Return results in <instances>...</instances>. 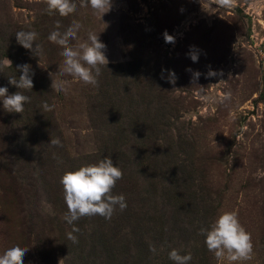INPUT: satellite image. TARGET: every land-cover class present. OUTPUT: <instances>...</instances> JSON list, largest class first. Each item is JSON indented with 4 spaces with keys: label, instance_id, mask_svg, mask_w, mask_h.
<instances>
[{
    "label": "rangeland",
    "instance_id": "1",
    "mask_svg": "<svg viewBox=\"0 0 264 264\" xmlns=\"http://www.w3.org/2000/svg\"><path fill=\"white\" fill-rule=\"evenodd\" d=\"M72 2L76 11L61 17L48 13L46 0H0V83L8 80L9 95L30 97L21 114L0 101V255L20 246L28 249L24 264H175L169 252L176 249L191 253L190 264H229L207 249L200 229L234 211L251 234L253 256L232 264H264V0H234L227 8L217 0H111L106 13ZM73 21L81 25L73 48L88 42L89 32L106 45L98 86L59 75L62 48L48 36ZM22 30L38 33L40 56L17 43ZM165 32L174 43L165 42ZM24 64L32 90L9 84ZM42 77L41 95L54 105L44 134L45 99L34 93ZM56 138L62 147L50 143ZM110 138L122 139L112 153ZM86 157L93 164L111 158L123 172L112 194L129 205L125 216L116 209L110 219L117 228L99 215L71 225L64 219L56 164L67 167L57 162L68 158L79 167ZM24 178L30 187L13 184ZM74 228L76 243L67 238Z\"/></svg>",
    "mask_w": 264,
    "mask_h": 264
},
{
    "label": "clouds",
    "instance_id": "2",
    "mask_svg": "<svg viewBox=\"0 0 264 264\" xmlns=\"http://www.w3.org/2000/svg\"><path fill=\"white\" fill-rule=\"evenodd\" d=\"M234 0H217L218 6L231 7ZM47 11L49 14L58 13L61 17H67L76 11L77 5L72 0H46ZM85 6H90L94 12L106 13L111 8V0H86ZM107 10V11H105ZM56 29L61 27L56 23ZM81 25L73 21L63 33L56 30L49 34L48 40L62 48L60 55L64 58V70L59 75L69 74L85 84L98 86V77L101 74V66L108 64L105 55L106 45L99 39V35L89 32L88 42L81 43L78 48H73L70 40L77 37ZM17 43L24 49L40 56L42 52L41 45L36 43L38 33L35 31H18L15 33ZM166 43H174L175 38L164 33ZM35 45V47H34ZM190 59L193 62L198 61L195 52L190 51ZM22 75L17 78H9V84L18 89L32 90L33 79L31 66L28 64L18 66ZM191 71V69H189ZM52 75L51 79H52ZM174 76V73L172 74ZM194 77H199L200 73H193ZM209 76H215L216 73L210 71ZM53 81V79H52ZM174 83V80L172 81ZM63 81L57 86V91L63 90ZM54 81L52 83V86ZM228 99V95L224 97ZM0 101L3 109L8 113H19L24 111L26 103H30V97L17 91L14 94H8L7 87H0ZM54 105L46 102L43 104L45 112L51 111ZM53 146L62 147L59 138L51 139ZM123 178V172L117 166H114L111 158L101 159L96 164H90L80 167L75 171H68L61 177L60 183L63 186L64 200L67 206V213L64 217L68 224H73L82 217H92L99 215L110 220L117 207L120 211L126 209L127 204L123 195H113L112 190L117 181ZM79 229L74 228L67 234V238L73 243L78 242L77 237L73 235ZM200 234L205 236V245L210 252H213L218 261L227 260L229 264L235 261L251 260L253 256L252 237L249 232L241 225L236 212H222L210 226V228H201ZM156 254V247L150 245L149 249ZM27 248L13 246L7 249L3 255H0V264H24V257ZM169 259L175 264H190L192 255L189 252L181 255L178 250L173 249L169 252Z\"/></svg>",
    "mask_w": 264,
    "mask_h": 264
},
{
    "label": "trees",
    "instance_id": "3",
    "mask_svg": "<svg viewBox=\"0 0 264 264\" xmlns=\"http://www.w3.org/2000/svg\"><path fill=\"white\" fill-rule=\"evenodd\" d=\"M46 37V35L44 36V38ZM15 76V75H14ZM13 78H16V76L15 77H13ZM36 80L38 81V83L40 84L39 85V87H37V90H35L34 91V93H35V96H36V98H41V99H45V102H46V98L48 99V97H46V96H42L41 94H42V92H43V90L44 89H47V86L46 85H44V83H45V81H44V77H42V78H39V80H38V78H36ZM2 82H4V85L2 86L1 85V83H0V87H5L6 85H7V83H8V80L6 81H2ZM44 89H43V88ZM12 88V87H11ZM10 88V89H11ZM40 89V90H39ZM41 96V97H40ZM44 102V101H43ZM44 102V103H45ZM41 112H42V114L44 115V119H41L40 120V122H39V125L42 127V128H40L39 130L41 131V133L42 134H44V132H43V129H44V127H46V126H49V127H51V125H50V118H49V113H48V111L47 112H45L43 109L41 110ZM3 123H5V120L2 122L1 121V125H0V127H4L3 126ZM2 133V132H1ZM10 139H11V141H12V145L13 146H16L15 144H14V137L13 136H11L10 137ZM122 139L120 138V139H117V140H114L113 138H110L109 140H108V142H106V146H107V148H108V151H109V153H112V152H114V150L116 149V147H117V141H121ZM113 141V142H112ZM102 146L104 147V140L102 139ZM100 150H101V148H100ZM102 150H103V148H102ZM7 151V150H6ZM21 154V153H20ZM11 156H12V154H11ZM13 157V156H12ZM85 160H86V162H85V165H83V166H86V165H90V164H93L92 162H89V158L88 157H86V158H84ZM73 161H75V160H69L68 158H61V159H59V162H57V163H61V164H63V163H67V167H65L64 165H57L56 164V166H58L60 169H59V180H61V173L63 172L64 174H65V172H68V171H75V170H78L80 167H82V165L81 166H75V164H74V162ZM90 161H92V160H90ZM64 167L67 169H65V170H63L64 169ZM11 169H13V167H10V170ZM62 173V174H63ZM12 174V173H11ZM13 181H18L17 180V178L15 177V176H13ZM23 182H24V184H29L30 182H28V179L27 178H24L23 180H21L20 182H13V184H16V185H18L19 187L21 186H23ZM32 184L30 183L29 184V187L31 186ZM19 187H17L16 188V190H17V197H20V195L18 194V191L20 190V188ZM143 202H141V203H138L137 202V204H139V205H141ZM127 205H129V203H127ZM117 209H119L118 207H117ZM127 210L128 209H125V210H123V212L122 213H118V214H116L118 217L119 216H125L126 215V212H127ZM110 222H111V228H117V225L116 224H113L114 222H115V219H112V220H110ZM113 222V223H112ZM40 240H43V239H39L37 242V244H39L40 246H38L40 249H39V251L41 252V255H40V259H41V261L42 262H46V258H48L47 257V250H46V247L44 246L43 247V245H42V243H41V241Z\"/></svg>",
    "mask_w": 264,
    "mask_h": 264
}]
</instances>
